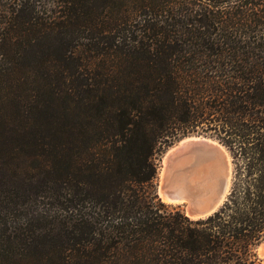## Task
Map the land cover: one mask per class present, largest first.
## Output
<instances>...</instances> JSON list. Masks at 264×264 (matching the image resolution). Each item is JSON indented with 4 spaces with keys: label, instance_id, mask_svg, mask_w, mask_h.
I'll return each instance as SVG.
<instances>
[{
    "label": "trees",
    "instance_id": "obj_1",
    "mask_svg": "<svg viewBox=\"0 0 264 264\" xmlns=\"http://www.w3.org/2000/svg\"><path fill=\"white\" fill-rule=\"evenodd\" d=\"M191 132L231 150L193 218L159 195ZM264 0H0V264H264Z\"/></svg>",
    "mask_w": 264,
    "mask_h": 264
},
{
    "label": "bare ground",
    "instance_id": "obj_2",
    "mask_svg": "<svg viewBox=\"0 0 264 264\" xmlns=\"http://www.w3.org/2000/svg\"><path fill=\"white\" fill-rule=\"evenodd\" d=\"M182 139L166 153L159 190L166 201L185 202L191 215L205 208L224 178L218 203L223 201L230 187L231 156L226 146L212 138L189 135Z\"/></svg>",
    "mask_w": 264,
    "mask_h": 264
},
{
    "label": "rangeland",
    "instance_id": "obj_3",
    "mask_svg": "<svg viewBox=\"0 0 264 264\" xmlns=\"http://www.w3.org/2000/svg\"><path fill=\"white\" fill-rule=\"evenodd\" d=\"M49 2H52V0H39V8H44V6H46ZM190 134H193V135L195 134V135H198V136H203L204 135L205 137L212 138V139L216 140L217 142L222 143L224 146H226L229 149V147L225 143H223L218 137H216V136H214L212 134H209L207 132H191V133H189V134H187L185 136H189ZM185 136H183L182 138L185 139ZM182 138L176 140L175 142H173L172 144H170L169 146H167L164 149V151H162L159 154V173H158V178H157V186L160 183V175L162 177L163 169L166 167V153L169 151V149L171 147L176 146L178 144V142ZM229 152L231 153V150L230 149H229ZM232 157L233 156H231V161H232V167H231L232 170H231V172L234 170V161L232 160ZM159 195L163 199V197H162V195L160 193V190H159ZM164 201L167 202V203H171L173 205H180L184 210L187 211V206H186V204H184L185 202H172V201H166V200H164ZM258 255H259L260 259L264 262V240L261 242V244L258 247Z\"/></svg>",
    "mask_w": 264,
    "mask_h": 264
},
{
    "label": "water",
    "instance_id": "obj_4",
    "mask_svg": "<svg viewBox=\"0 0 264 264\" xmlns=\"http://www.w3.org/2000/svg\"><path fill=\"white\" fill-rule=\"evenodd\" d=\"M190 135H193V134H190ZM203 137H205V136L203 135ZM230 156H232L231 153H230ZM232 160H233V157H232ZM231 167H232V161H231V157H230V174H231L230 178H229L230 179V187H231L232 176H233V171L231 172V170H232ZM225 184H226V180H224V178H223L221 183L217 184L215 194H214L213 198L211 199V201H209L205 205V208H203L202 210H200L198 212H191V215L190 214L189 215L191 217H193V218H200V217L208 216V215L212 214L213 212H215L216 210H218L220 208V206L223 204V202L225 201V199L227 198V195H228V193L230 191V187H229L228 192L225 193L223 201L218 203V201L220 199L221 192H222ZM159 188H160V183L158 185V192H159ZM184 204H186V203H184ZM215 204H216V206H215ZM186 206H187V204H186ZM186 212L187 213L189 212L188 211V206H187V211Z\"/></svg>",
    "mask_w": 264,
    "mask_h": 264
}]
</instances>
